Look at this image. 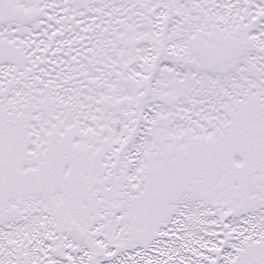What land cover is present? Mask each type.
Wrapping results in <instances>:
<instances>
[{
	"label": "snow or ice",
	"instance_id": "1",
	"mask_svg": "<svg viewBox=\"0 0 264 264\" xmlns=\"http://www.w3.org/2000/svg\"><path fill=\"white\" fill-rule=\"evenodd\" d=\"M0 264H264V0H0Z\"/></svg>",
	"mask_w": 264,
	"mask_h": 264
}]
</instances>
